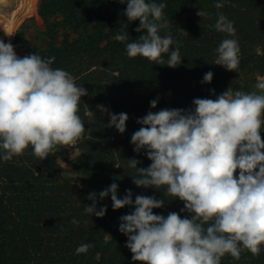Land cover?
Listing matches in <instances>:
<instances>
[{
  "label": "clouds",
  "instance_id": "clouds-1",
  "mask_svg": "<svg viewBox=\"0 0 264 264\" xmlns=\"http://www.w3.org/2000/svg\"><path fill=\"white\" fill-rule=\"evenodd\" d=\"M226 2L216 0L214 7L221 9ZM120 3L127 5L124 15L129 22L139 21L135 31L141 33L129 42L128 25L119 28L114 38L125 43L127 55L159 65L167 56V66H179L183 59L178 42L170 33L161 34L166 27L165 0ZM197 15L208 13L199 10ZM213 27L228 37L215 49L213 64L237 72L241 49L234 21L220 12ZM54 61V56L37 52L20 57L11 42L0 39V161H11L29 147L44 160L58 145L73 147L84 138L85 120L79 113L81 98L88 92L71 72L52 67ZM213 76L208 71L202 83H211ZM228 89L215 99L195 98L189 109L149 111L137 119L141 127L131 136L134 151L143 150L151 161L144 168L135 158L127 160L135 170L130 175L133 183L163 189L165 198L183 202L180 212L188 216L154 214V209L164 207L165 199L137 195L133 201L130 189L119 198L117 183L88 195L92 203L84 208L85 215L104 217L107 205L98 210L97 198L109 195L113 210L134 209L120 217L119 225L133 262L222 264L226 254L238 260L245 249L253 255L264 250V77L257 78L254 91ZM157 103L151 100V108ZM97 107L108 112V127L121 134L126 131V113ZM85 114L89 120L95 117L89 108ZM71 223L79 222L74 218ZM92 247L83 243L75 252L86 254Z\"/></svg>",
  "mask_w": 264,
  "mask_h": 264
},
{
  "label": "trees",
  "instance_id": "trees-1",
  "mask_svg": "<svg viewBox=\"0 0 264 264\" xmlns=\"http://www.w3.org/2000/svg\"><path fill=\"white\" fill-rule=\"evenodd\" d=\"M165 2L164 21L174 26L169 33L178 42L183 59L177 67L167 66V56L159 65L127 55L125 43L114 38L119 28L128 25L129 42L141 33L135 31L138 20H127V5L120 0H19V11L36 16L48 26L49 35L45 46L36 51H27L17 37L8 40L17 55L54 56L52 67L71 72L88 92L81 98L79 113L85 120L84 138L73 147L58 145L55 149L60 155L77 150L75 161L89 176L76 182L62 174L54 151L41 160L31 147L11 161H0V264H141L132 261L133 254L125 246L127 237L119 231L120 217L134 209L113 210L109 195L97 198L98 210L107 205L104 217L84 214L86 205L92 203L88 195L98 194L112 183L119 186V198L130 189L133 201L137 195L165 199L164 207L154 209V214L189 215L180 212L183 202L170 196L167 200L163 189L133 183L130 175L135 170L128 167L127 160L135 158L141 161L138 167L144 168L151 161L143 150L134 151L131 136L141 127L137 119L149 111L189 109L195 98L213 99L228 88L255 90L241 81L239 72L264 75V0H227L221 9L214 7L216 0H207L205 5H195L192 0ZM199 10L208 15L198 16ZM220 12L234 21L241 49L237 72L213 64L215 49L228 38L213 27ZM13 30L8 19H0V33L10 37ZM161 34L167 35L164 29ZM208 71L214 73L213 80L202 83ZM160 91H169L170 98H158ZM153 99L158 101L155 109L150 106ZM98 105L129 116L123 134L108 127V112L98 110ZM87 108L95 113L91 120L85 114ZM261 138L264 140V131ZM74 218L78 226L71 223ZM83 243L93 247L77 255L75 249ZM222 264H264V250L253 255L245 249L238 260L226 254Z\"/></svg>",
  "mask_w": 264,
  "mask_h": 264
},
{
  "label": "rangeland",
  "instance_id": "rangeland-1",
  "mask_svg": "<svg viewBox=\"0 0 264 264\" xmlns=\"http://www.w3.org/2000/svg\"><path fill=\"white\" fill-rule=\"evenodd\" d=\"M192 2L195 5H205L207 0H192ZM0 19H8L14 26L10 37L3 34L2 31L0 33V39H3L6 43L9 42L8 40L12 41L17 37L27 51H36L47 43L49 35L48 26L40 23L36 16H29V14L19 11V0H0ZM171 27L174 26L166 22V27L164 28L166 34L169 33ZM239 74L242 82H247L252 86L255 85L258 77H264V75L247 71H240ZM156 96L158 98L169 99L170 93L169 91H160ZM53 151L64 176L76 182H80L83 178L89 176L84 168L75 161L77 150L70 149L62 155L58 154L55 148Z\"/></svg>",
  "mask_w": 264,
  "mask_h": 264
}]
</instances>
